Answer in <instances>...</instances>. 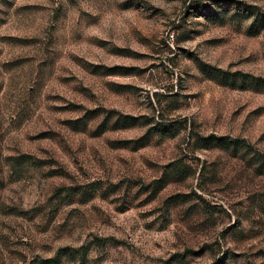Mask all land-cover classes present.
Wrapping results in <instances>:
<instances>
[{"label":"rangeland","instance_id":"374dc122","mask_svg":"<svg viewBox=\"0 0 264 264\" xmlns=\"http://www.w3.org/2000/svg\"><path fill=\"white\" fill-rule=\"evenodd\" d=\"M0 264H264V0H0Z\"/></svg>","mask_w":264,"mask_h":264}]
</instances>
